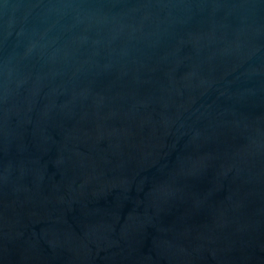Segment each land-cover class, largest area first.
I'll return each instance as SVG.
<instances>
[{
	"label": "water",
	"instance_id": "95a60500",
	"mask_svg": "<svg viewBox=\"0 0 264 264\" xmlns=\"http://www.w3.org/2000/svg\"><path fill=\"white\" fill-rule=\"evenodd\" d=\"M0 264H264V0H0Z\"/></svg>",
	"mask_w": 264,
	"mask_h": 264
}]
</instances>
